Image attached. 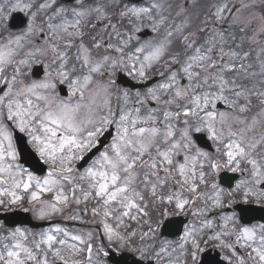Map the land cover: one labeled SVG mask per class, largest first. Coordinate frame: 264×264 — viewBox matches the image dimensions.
<instances>
[{
    "label": "snow or ice",
    "instance_id": "obj_1",
    "mask_svg": "<svg viewBox=\"0 0 264 264\" xmlns=\"http://www.w3.org/2000/svg\"><path fill=\"white\" fill-rule=\"evenodd\" d=\"M111 3L118 6L115 22L106 5L93 6L88 0H75L72 21L65 18L69 9H53L56 0H8L6 6L0 0V208L19 207L41 220L60 215L94 222L107 240L106 245L97 244L91 230L73 233L56 226L40 233L29 246L28 235L16 228L0 237V242L11 241L2 243L0 264H106L102 258L125 249L148 264H201L209 246L229 249L231 256L224 257L228 264H233L234 256L235 264H246L234 244L223 239L233 233L235 244L250 249L247 256L253 264H264V224L241 223L245 211L264 210V133L258 139L247 136L264 124V90L240 85L225 75L244 72L245 78L264 77V61L260 73L248 72L252 65L243 61L249 53L225 51L222 29L200 45L183 25L166 29L162 39L157 36L141 43L137 34L146 26L160 33L167 20L162 4L157 0L146 7L122 0ZM213 7L211 18L216 24L228 17L232 24L240 21L241 8L228 0ZM49 9L53 12L46 23L47 47L34 46L33 37L45 31L38 18ZM16 11L28 18L26 28L13 35L9 17ZM56 17L62 23L53 24ZM90 18L96 21L92 28L110 30L120 40L108 44L111 52L106 49L99 59L82 41L81 25ZM260 20L257 34L264 33V15ZM125 21L130 27L121 35L117 24ZM75 39H81L76 60L86 72L74 77L77 68L69 65L67 49ZM93 40V48L105 47L102 40L95 36ZM177 40L183 59L180 52L171 51ZM55 41H64V50ZM49 53L55 69L49 64L44 79H26L32 66L43 63L40 57ZM121 70L141 84L154 74L163 79L133 98L128 90H116L114 77ZM65 83L67 99L57 94L58 85ZM253 97L260 111L249 123L240 114L251 110ZM218 104L226 110L220 111ZM201 133L216 145L215 156L197 145ZM22 154H34L47 165L46 175L25 167ZM222 172L244 178L225 188L219 182ZM223 209H231V214L220 213L223 223L218 230L212 231L213 219L205 218L199 227L189 225L175 244L162 237L171 217L189 211L194 217H208ZM88 216L91 221L85 219ZM81 255L83 259L73 258Z\"/></svg>",
    "mask_w": 264,
    "mask_h": 264
},
{
    "label": "rangeland",
    "instance_id": "obj_2",
    "mask_svg": "<svg viewBox=\"0 0 264 264\" xmlns=\"http://www.w3.org/2000/svg\"><path fill=\"white\" fill-rule=\"evenodd\" d=\"M164 1H162L160 4H162V6H163L162 9L165 10L167 8V6H166V4L163 5V2ZM13 2H14V0H13ZM26 2H27V0H26ZM34 2H36V0H34ZM169 2H170V0H168V3ZM189 2H190V4L192 3L190 0H179V4H178L179 6L177 8V10L179 11V13H181L182 10L185 9L186 5L188 6L187 3H189ZM230 2H231V4H235L236 7L241 8L240 21L237 24H232L231 23V17H228L225 21H222L220 24H216L215 21L212 20L210 22V25H203L198 30L204 29L203 32L206 35V37H205V39H206L208 37H211V36L216 35V31L222 29L224 31V39L227 41L226 43H224L222 45L224 47L225 51H228L230 49H234V50H236L238 52H241V53H243V52L249 53L248 59L247 60H244L243 63L246 66L249 63L252 65V67L250 69H248V72L260 73V71H261V61H264V51H262V49H264V33H259V34H257V33L259 32V28L261 27V24H262V21L260 20V16L261 15H264V0H230L229 3ZM4 3H5V6H6L7 3H8V0H4ZM100 3H101V0H99V1L96 2V4H100ZM219 3L220 2H218V4ZM244 3H250V4L253 5V7H251V8H242V4H244ZM76 6H78V5H76ZM135 6L136 7H146L145 5H135ZM213 9L215 11V8L214 7H213ZM33 10H35V9H33ZM210 11H212V8H210ZM198 12H199V10L197 8H192L191 10L187 11L185 13L183 19L179 22L178 26H182L183 25V26H185V29L189 28L192 25V22H193L192 19H193V17L196 14H198ZM12 13H14V12H12ZM12 13L10 14V16L12 15ZM233 14H235V9H233ZM65 18L67 20H69V21H72L74 19V17L73 18H67V16H65ZM9 19H10V17H9ZM55 19H58V21L55 24L62 23V21L59 20L60 17H56ZM113 20H114V22L116 20H118V17L115 14H113ZM52 21H56V20H52ZM118 25L119 24H117V26ZM241 28H243L244 31H241ZM211 29H214V33L213 34H212V30ZM146 30L151 31L150 27H147L146 26L143 29V31L140 32V33H138L137 35L140 36V34L141 33H144ZM198 30H196V31H198ZM69 31H76V29H69ZM99 32L105 38H107L108 36L111 35L110 30L108 32H104V31H102L99 28ZM151 33H153V32L151 31ZM239 33H241V34H239ZM194 34H195L194 38L197 40V45L202 44L205 39L204 40H199L197 33L195 32ZM42 35H44V38H42ZM253 36H255V38H256L255 40L252 39ZM150 37H152V36H150ZM47 38H48V35L42 34V33H37L36 36L33 37V45L35 46L36 45V40H39L40 41L39 45L44 46V47H47V45L44 44V41ZM140 39L146 41L148 38L143 39V38L140 37ZM217 39H219V37H217ZM149 40H151V39H149ZM219 47H221V45L218 44L217 45V48H219ZM251 52L253 53V55H252ZM254 52L256 53L255 55H254ZM40 59L43 61V63H41V64H34L32 66V68H31L30 72H29V75H31V71H32V69H33V67L35 65H43L44 66V73H43V76L39 79V80H42V79H44L45 74H46L45 73L46 66L49 65V64H51V70H54L55 67H56V65L55 64H52V61H51V53H49L48 55H45V56H41ZM225 60L226 61H230V58L229 57H225ZM237 63H239V61ZM121 71L122 72H125L123 70H121ZM118 72H120V71H117L116 75L118 74ZM125 73H127V72H125ZM229 74H231V72L225 73V75L227 77H229ZM238 76L241 79V82H239L238 80H236L238 84L247 86L249 88H251L253 85H256L258 89L264 90V84H261V80L264 79V77H261L260 75H257V76H254V77L248 76L247 78H245L244 72H238ZM99 78L102 79L103 77H99ZM232 78H234V77H232ZM114 79L116 80V76L114 77ZM36 80H38V79H36ZM182 83H186V81H182ZM64 85H66L68 87V84L67 83H65ZM155 85H153V86H155ZM118 90H121L122 91V90H126V89L119 88ZM134 92H137V91H134ZM114 100H115V98H113V101ZM253 101L254 102H253V105L251 106V110L254 107L257 106L256 105V98L255 97H253ZM113 106L114 107L116 106V101L114 102ZM151 106L154 107L155 105H151ZM223 106L225 107V109H224V111H225L226 110V106L225 105H223ZM247 113L248 112L243 113V114H240V115L242 116V118H244L243 116H245ZM234 126H236V125H234ZM262 133H264V124H260L259 126H256L253 129V131L248 132L247 136L249 138H257L258 139ZM214 146H215V149H216V145L215 144H214ZM220 211L221 210H216V211L210 212V213H208V217H198V219H199V221H201L202 219H205V218H211V219H213L214 224H215L216 227H217V225L220 226V223L223 222L219 218L220 217V214H219ZM229 214H231V213H229ZM34 217L36 219H38L36 215H34ZM192 218H193V216H192ZM38 220H41V219H38ZM61 223L63 224L64 222H61ZM65 223H67V222H65ZM74 224H77V225H81L82 226V223H74ZM66 225H68V223ZM77 225H72V227L77 226ZM259 225L260 224H255L253 226H259ZM56 226L57 225H54V226L45 228V229H43V231L41 233L49 232L50 230H52ZM0 227H1V225H0ZM87 227H90L91 230H93L94 232H96L100 236V240H99L100 241L99 242L100 244H105L103 242V240H102L103 239L102 238L103 235L101 234V231L96 226V224H93L92 226H89L88 225ZM135 227L133 226V228H135ZM216 227L212 231H215L216 230ZM17 228L21 229L22 231H24L28 235V232L23 227H17ZM15 229L16 228L9 229L8 230L9 231L8 233L14 231ZM38 237H39V235H38ZM234 242H235V240H233V244H234L235 249H239V250H241V249L247 250L248 249V248H243L239 244H235ZM2 243H9L10 244L11 241H6L5 240V241L0 242V248H1L0 251L3 250ZM26 243H27V241H26ZM226 250H227L228 256H231V251L229 249H226ZM128 252L139 258V256H138L137 253H133L131 251H128ZM237 256H239L238 253H237ZM239 257H241V256H239ZM49 259L51 260V255L49 256ZM235 259H237V257H235ZM246 264H248V263H246ZM252 264H253V262H252Z\"/></svg>",
    "mask_w": 264,
    "mask_h": 264
},
{
    "label": "water",
    "instance_id": "obj_3",
    "mask_svg": "<svg viewBox=\"0 0 264 264\" xmlns=\"http://www.w3.org/2000/svg\"><path fill=\"white\" fill-rule=\"evenodd\" d=\"M23 25V23L20 24V26ZM23 147V145H22ZM24 159L25 161L29 162L30 165H32L33 167H35L38 171H41L40 167L35 164L34 161H29L28 158H27V154H24ZM34 162V163H33ZM20 217V218H19ZM19 218V219H18ZM260 219L264 220V216H262ZM7 220H10V221H13V222H16L18 220V222H23V223H30V220H29V217L28 215H22V214H12L11 217ZM114 261H116L117 263L119 264H128L127 261L124 262V260L122 259H119L117 260L116 258H113ZM133 264H142V263H139V262H133ZM202 264H213L212 263V260L210 258V254H207L202 262Z\"/></svg>",
    "mask_w": 264,
    "mask_h": 264
}]
</instances>
